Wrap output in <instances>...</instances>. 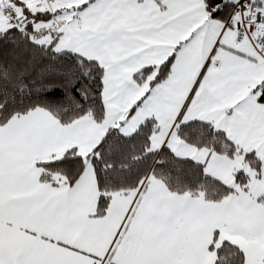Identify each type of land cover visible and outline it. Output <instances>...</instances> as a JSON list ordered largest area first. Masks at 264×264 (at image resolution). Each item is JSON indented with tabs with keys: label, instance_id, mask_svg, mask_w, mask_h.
Wrapping results in <instances>:
<instances>
[{
	"label": "snow or ice",
	"instance_id": "1",
	"mask_svg": "<svg viewBox=\"0 0 264 264\" xmlns=\"http://www.w3.org/2000/svg\"><path fill=\"white\" fill-rule=\"evenodd\" d=\"M0 264H264V0H0Z\"/></svg>",
	"mask_w": 264,
	"mask_h": 264
}]
</instances>
